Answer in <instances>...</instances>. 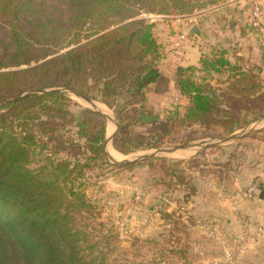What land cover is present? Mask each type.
<instances>
[{"label": "trees", "instance_id": "trees-1", "mask_svg": "<svg viewBox=\"0 0 264 264\" xmlns=\"http://www.w3.org/2000/svg\"><path fill=\"white\" fill-rule=\"evenodd\" d=\"M219 1L0 0V103L13 99L0 108V264L106 259L77 222L92 209L89 180L105 166L144 161L112 164L105 115L69 91L113 110V145L124 155L159 148L194 125L231 134L264 115L263 66L227 48L177 66L182 102L164 116L147 106L150 88L166 93L171 78L161 70L166 46L157 23L140 15L191 14ZM195 160L147 161L178 168ZM171 172L190 189L183 170Z\"/></svg>", "mask_w": 264, "mask_h": 264}, {"label": "rangeland", "instance_id": "rangeland-1", "mask_svg": "<svg viewBox=\"0 0 264 264\" xmlns=\"http://www.w3.org/2000/svg\"><path fill=\"white\" fill-rule=\"evenodd\" d=\"M222 2L185 15L148 12L140 15L157 23V35L166 46L161 70L167 77L170 78V72L173 75V70L175 74L177 68L175 56L168 58L172 37L187 33L189 26L202 28L200 40L188 32L190 41L196 37L195 44L201 54H209L213 48L222 49ZM250 7L249 0H243L239 8L246 25L245 34L252 32ZM173 93L171 88L163 94L150 88L148 108L164 116L163 113L174 105ZM70 94L79 104L91 107ZM96 104L103 105L99 101ZM103 106V111L115 117L113 110ZM107 125L111 130L109 119ZM243 128L234 133H240ZM234 133L194 125L159 148L212 142ZM111 143L113 145V141ZM155 149L136 151L121 158L135 159ZM193 157L196 162L180 163L178 168H174L173 163L154 162L152 165L147 161ZM108 158L115 164L109 155ZM140 161L144 162L132 167L105 166L94 171L89 180L87 197L92 209L79 215L77 222L87 231L89 242L95 245L93 251L99 256L106 254L103 264H264V234H253L239 259L233 261L232 256H228L236 254L240 246L242 219L254 223L264 221V199L259 197L264 190V124L231 142L194 149L186 157L160 154L130 162ZM166 169H169L167 176L163 174ZM173 169L184 171L189 190L177 185ZM255 182L259 183L258 197H242L241 191ZM137 192L141 195L140 201L135 199ZM89 225L94 229H88ZM84 242L85 247L87 242ZM105 242H109V246H105Z\"/></svg>", "mask_w": 264, "mask_h": 264}, {"label": "crops", "instance_id": "crops-1", "mask_svg": "<svg viewBox=\"0 0 264 264\" xmlns=\"http://www.w3.org/2000/svg\"><path fill=\"white\" fill-rule=\"evenodd\" d=\"M242 2L243 0H226L222 2V48L229 49L233 54H235V57L245 56L247 57V59L259 65H262L263 66L262 70H263V75H264V27L261 30L252 28L251 33L245 34L246 31L244 30H246V25H244L243 20L241 19L242 16L239 14V8L241 7ZM242 25L244 26L242 27ZM263 25H264V14H263ZM193 26L194 25L189 26L186 29L187 32H190V29ZM255 30L259 31L260 34L255 32ZM201 34H202V28L199 27L198 34H193V35L198 37V40H200ZM177 35L175 37H172L173 41L176 40ZM196 37H193L191 41L189 39L184 44L181 53L175 58L177 62L176 67L179 65H183V66L199 65L202 54L200 53L198 46L195 44ZM172 70H173V67H172ZM170 75H171L170 76L171 78L170 88L173 89V91L175 92L177 91V89H176V83H175V77H174V70H173V75H172V72H170ZM148 99H149V93H148ZM101 104L105 105L104 103H101ZM105 106L108 107L107 105ZM99 108H102V107H99ZM108 114L110 115V113ZM115 128L116 126L112 122L111 133H108L109 125H107V136H110L115 130ZM112 148L115 150L116 153L119 154V156H122V158L125 156L124 154L116 150L115 147L112 145V143H108L109 152H111L110 149L112 150ZM193 151L194 149L186 150V151L182 150V151L174 152L170 154L176 157H186L190 155ZM116 159H120V158H116Z\"/></svg>", "mask_w": 264, "mask_h": 264}, {"label": "built area", "instance_id": "built-area-1", "mask_svg": "<svg viewBox=\"0 0 264 264\" xmlns=\"http://www.w3.org/2000/svg\"><path fill=\"white\" fill-rule=\"evenodd\" d=\"M250 7V25L253 29L261 30L263 25V14H264V2L263 0H249ZM148 19V18H147ZM189 34L186 32L179 33L176 37V40L173 41L171 49L168 53V58H176L182 51L184 44L189 39ZM172 104L178 105L182 102V96L178 91H175L172 98ZM259 183H252L249 187L241 191V196L246 199H254L258 197L259 194ZM136 201L141 200V195L137 192L135 196ZM253 234H264V221L260 223H254L252 221L242 219V229L240 235V246L236 254H229L228 256L233 259V261L239 259L241 254L244 252L247 243L252 240Z\"/></svg>", "mask_w": 264, "mask_h": 264}, {"label": "water", "instance_id": "water-1", "mask_svg": "<svg viewBox=\"0 0 264 264\" xmlns=\"http://www.w3.org/2000/svg\"><path fill=\"white\" fill-rule=\"evenodd\" d=\"M198 29L199 27L197 25H194L191 29H190V33L191 34H198ZM35 91H40V92H44V91H47V89H43V90H34V91H31V92H35ZM70 93L74 94L77 98L81 99V100H84L85 102L89 103L90 106L97 110V111H100L102 114L105 115V117L107 119H109V121L113 122L116 126L115 130L113 131V133L110 135V136H107V144H106V148H107V152H108V155L110 157V159L112 161H114L115 163H126V162H130V161H135V160H139V159H143V158H148V157H154V156H157V155H160V154H166V153H173V152H177V151H180V150H191V149H197V148H202L208 144H221V143H228V142H231L241 136H243L244 134H246L247 132H249L250 129L252 128H256L260 125H263L264 124V115H261L260 117H258L257 119L253 120L252 122H250L249 125H247L245 128L242 129V131L240 133H234L230 136H227V137H222V138H218L217 141H212V142H204V143H183V144H179V145H176V146H172V147H164V148H157L155 149L153 152L151 153H147V154H144V155H141V156H138L137 158L135 159H129V158H126V159H122V160H118L116 159L115 157H113L111 155V153L108 151V143H111L114 139V136L118 130V123H117V120L115 119V117H111L109 114L105 113L104 111H102L98 105L96 104L97 100H94V99H89V98H86L84 96H81L80 94H78L77 92L75 91H69ZM24 94H21V95H18L16 96L14 99H19L23 96ZM13 99H9L7 101H2L0 103V108L3 104H5L6 102L8 101H11ZM251 126V127H250ZM259 197L261 199H264V190H262L260 192V195Z\"/></svg>", "mask_w": 264, "mask_h": 264}, {"label": "bare ground", "instance_id": "bare-ground-1", "mask_svg": "<svg viewBox=\"0 0 264 264\" xmlns=\"http://www.w3.org/2000/svg\"><path fill=\"white\" fill-rule=\"evenodd\" d=\"M84 101V100H83ZM85 102V101H84ZM101 107V106H100ZM104 106L102 105V108H103ZM101 109V108H100ZM102 110V109H101ZM103 111V110H102ZM105 113H107L106 111H104ZM108 114V113H107ZM112 130V129H111ZM110 129H109V133H111L110 131H111ZM110 153H112V155L114 156V157H116V158H121L122 156H119V154L118 153H116L115 152V150L112 148V150L110 149ZM180 151H182V150H180ZM177 152H179V151H177ZM174 153V152H173ZM166 154H170V153H166Z\"/></svg>", "mask_w": 264, "mask_h": 264}]
</instances>
